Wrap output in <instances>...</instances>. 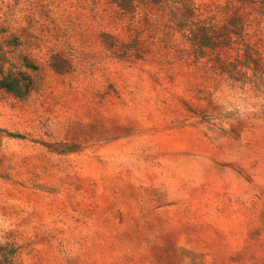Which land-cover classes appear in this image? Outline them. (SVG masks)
<instances>
[{
  "label": "rangeland",
  "instance_id": "rangeland-1",
  "mask_svg": "<svg viewBox=\"0 0 264 264\" xmlns=\"http://www.w3.org/2000/svg\"><path fill=\"white\" fill-rule=\"evenodd\" d=\"M193 1L0 0V264H184L192 200L264 181V0Z\"/></svg>",
  "mask_w": 264,
  "mask_h": 264
},
{
  "label": "crops",
  "instance_id": "crops-1",
  "mask_svg": "<svg viewBox=\"0 0 264 264\" xmlns=\"http://www.w3.org/2000/svg\"><path fill=\"white\" fill-rule=\"evenodd\" d=\"M221 182L189 206L184 264H264V181Z\"/></svg>",
  "mask_w": 264,
  "mask_h": 264
},
{
  "label": "trees",
  "instance_id": "trees-1",
  "mask_svg": "<svg viewBox=\"0 0 264 264\" xmlns=\"http://www.w3.org/2000/svg\"><path fill=\"white\" fill-rule=\"evenodd\" d=\"M134 1V0H131ZM144 3H165V6H168L172 0H141ZM176 3L175 8L171 9L174 12L175 17L185 16L188 14H194L197 10L195 2L192 0H173ZM181 30L185 32V37L189 40L190 44L195 48V50L201 51L204 50L210 44L208 35L204 32V26L201 25L198 28L196 24H189L186 21H182L177 25ZM204 29V30H203ZM187 33V34H186ZM106 36V35H105ZM219 43V42H217ZM217 43H211L212 46L216 47ZM0 87L6 89L7 91L13 93L17 97H23L28 93V89L24 87L23 83L16 77L9 76L8 78H0Z\"/></svg>",
  "mask_w": 264,
  "mask_h": 264
}]
</instances>
